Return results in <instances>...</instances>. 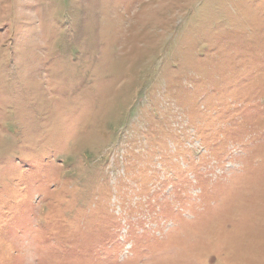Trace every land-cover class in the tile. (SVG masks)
<instances>
[{
	"label": "rangeland",
	"instance_id": "374dc122",
	"mask_svg": "<svg viewBox=\"0 0 264 264\" xmlns=\"http://www.w3.org/2000/svg\"><path fill=\"white\" fill-rule=\"evenodd\" d=\"M0 264H264V0H0Z\"/></svg>",
	"mask_w": 264,
	"mask_h": 264
}]
</instances>
